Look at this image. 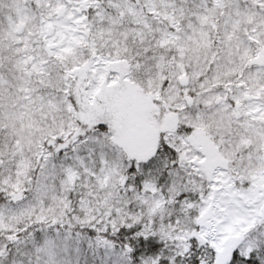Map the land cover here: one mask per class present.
<instances>
[{
    "label": "snow or ice",
    "instance_id": "1",
    "mask_svg": "<svg viewBox=\"0 0 264 264\" xmlns=\"http://www.w3.org/2000/svg\"><path fill=\"white\" fill-rule=\"evenodd\" d=\"M0 264H264V0H0Z\"/></svg>",
    "mask_w": 264,
    "mask_h": 264
}]
</instances>
